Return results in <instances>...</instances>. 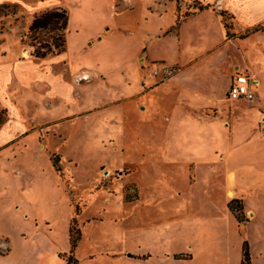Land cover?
<instances>
[{
	"label": "crops",
	"instance_id": "1",
	"mask_svg": "<svg viewBox=\"0 0 264 264\" xmlns=\"http://www.w3.org/2000/svg\"><path fill=\"white\" fill-rule=\"evenodd\" d=\"M161 1L164 2L160 4L165 5L169 1L175 7L169 25H160L156 29L145 26L144 34H139L140 23L122 21L142 6V0H73L72 13L67 10L70 16L68 29L75 13L84 19L83 28L90 32L89 35L81 40L79 38L78 50L73 56H68L67 50L74 36L69 30L66 51L42 59L63 60V73L67 77L64 74L45 79L57 90L56 94L64 96V100L72 91L82 100L89 85L82 86L80 80L91 77L93 81H102L100 78L105 77V69L94 65L110 63L111 59L126 65V68L139 65L141 61H166L179 67L169 82L153 89L146 88L152 80L138 68L133 74L131 68L126 72V122L123 126L133 127L135 123L128 124L127 116L131 118L140 109L142 114L149 116L140 125L156 130L163 141L158 144L160 148L155 149L156 153L144 156L138 163L142 195L135 204L137 207L133 215L126 218V223H112L111 218H108V223L92 221L91 232V226L84 228L77 257L81 264L82 258H88V264H241L243 244L247 241L252 264H264V135L259 129L263 115L259 103L264 101V59L255 60L250 55L249 61L243 55L245 47L258 40L264 42V33L229 39L220 15L210 10L188 18L174 32L172 28L178 17L176 0ZM221 1L222 8L225 5L235 14L239 34L261 23L264 25V0ZM13 4H21L26 13L35 15L56 8L66 9L68 0H0V6ZM161 9L167 13V7ZM162 16L163 13L160 14ZM104 48L111 49L112 57L94 59L92 53ZM162 48L169 51L165 52ZM229 50L234 56H229ZM236 51H240V56H236ZM216 52L219 55L210 56ZM5 55V52L0 53V64ZM249 65L250 73L260 80L261 87L259 90L254 87L255 99L251 105H246L242 102L248 101L230 100L227 94L233 75H241L240 69ZM69 68L71 70L67 73ZM132 76L136 77L135 86ZM21 78L26 82L24 75ZM28 78L27 75V81ZM34 79L40 80L38 77ZM7 96L1 93L4 101ZM218 101L224 105L219 107ZM256 101L258 104H255ZM212 107L218 109L219 119L208 117L207 111ZM102 108L98 105L95 109L90 107V112H82L79 116ZM17 136L1 144L0 152L8 148L5 144ZM110 137L118 139L115 133ZM172 140L184 146L183 153H174L180 152L179 147L172 151ZM165 167L168 169L165 170ZM150 168L157 169L155 183L167 182V178L176 175L177 168H182L187 186L171 192L174 203H163L158 192L148 187L145 179L142 180L141 171L147 173ZM150 174L154 176L152 172ZM210 177L214 187L221 188L223 202L204 201L201 206L192 203L193 190L200 185L202 178L207 181ZM230 192H233L232 197ZM229 198L242 200L248 221L240 223L237 220L228 208ZM214 206H218V210H214ZM82 219L86 220L87 216L83 215ZM4 244L7 243L0 242V246ZM85 245L91 248L87 254L82 253ZM109 252L124 256L113 258Z\"/></svg>",
	"mask_w": 264,
	"mask_h": 264
},
{
	"label": "rangeland",
	"instance_id": "2",
	"mask_svg": "<svg viewBox=\"0 0 264 264\" xmlns=\"http://www.w3.org/2000/svg\"><path fill=\"white\" fill-rule=\"evenodd\" d=\"M162 2L164 1L142 0V6L132 11L122 22L129 21L138 25L140 23L139 34H144L145 26L156 29L160 25H166L172 20L175 7L170 5L169 1L165 5L160 4ZM200 3L210 4L211 7L206 10L218 15L221 11H227L224 17L221 15L220 17L229 39L242 38L256 27L260 29L258 32L264 33V25L261 23L239 34L236 31L238 23L235 14L232 10L226 9L225 5L222 8L221 0L215 2L176 0V15L182 18L187 14L197 15L202 12L198 11ZM167 4L169 5L166 6ZM73 7V0H68L66 10L72 13ZM161 7H167V13H164ZM35 15L26 13L21 4L7 5L0 10V53H6L0 64V103L3 107L7 105L9 109L8 122L4 124L5 127L2 126L3 130L1 128L0 145L18 134L14 140L8 142L9 144H5L8 148L0 152V242L7 243L0 246V264H67L70 257V230L74 218L77 224L73 226V235L76 236L75 230L80 229V242L86 226H91L89 231H92L94 220L103 223L110 221L126 223V218L133 215L137 207L135 204H138L142 195L138 163L144 156L156 153L155 149L160 148L158 144L163 141L156 130L140 125L149 117L145 116V113L142 114L143 111L140 109L136 110L131 118L127 116V122L130 121L128 124L135 123L136 128L123 126L124 115L126 117V72L131 68L130 72L133 74L134 69L138 68L152 80L146 88L153 89L169 82L179 71L176 64L166 61L152 63L141 61L139 65L126 68V65L123 66L111 59L110 63L94 65L105 69L103 73L105 77L100 78L102 81L99 79L93 81L91 77L89 80H80L82 86L89 85L82 100L73 95V91L69 98L65 97L64 100V96L56 94L57 90L47 84L48 81L45 79L58 78L64 74L67 77L66 73H63L65 69L63 60L55 62L36 59L33 56L34 48L23 41ZM163 18L165 21H162ZM83 24L84 19L74 13L71 28L68 29V33L71 30L74 34L67 50L68 56H73L74 51L78 50V39L81 40L90 33L83 28ZM180 27L172 28V31H178ZM167 34L168 32L165 35ZM243 50L246 60L250 61L248 59L250 55L255 60L264 59V42L260 40ZM167 51L169 50L165 52ZM230 51L229 56H234L233 51ZM236 52V56H240V51ZM92 54L96 60L112 57L110 48L100 49ZM211 55L219 54L216 52ZM159 64L173 66L175 74L167 80L155 76L154 71ZM248 68H251L250 65L242 67L240 71L260 83ZM70 70L69 68L67 73ZM23 75L26 82L21 78ZM235 75L236 73L233 78ZM34 77L40 80L34 81ZM135 79L136 77L132 76L134 86ZM260 87L261 85L257 86V89ZM2 92L8 95L10 100L7 96V100L4 101L1 98ZM242 103L251 105V102ZM217 104L219 107L224 105L222 101H218ZM255 104H258V101ZM97 105L103 108L79 116L82 112H90V107L95 109ZM259 106L263 113L259 129L264 135V101H261ZM207 115L215 119L221 117L218 109L214 107L207 111ZM112 133H115L118 139L111 138ZM25 134L27 136H24ZM21 135L24 137L19 140ZM171 146L172 151L179 147L180 152L174 153L184 152V146L177 140H172ZM56 156L59 158L57 163L59 170L53 165ZM176 170V175L167 178V182L164 183H155L158 173L156 168H150L147 173L142 170L141 178L149 183L148 187L158 192L163 203H174L171 192L187 186L182 168ZM151 172L154 176H150ZM193 191L191 202L198 206L204 201L216 204L223 202L221 188L214 187L212 177L207 181L202 178L200 185ZM214 208L218 210V206ZM83 215L87 216L86 220L82 219ZM136 216L140 217V214L136 213ZM108 218L112 220L109 221ZM77 248L73 256L81 264L76 253ZM90 249L89 245H85L82 253L87 254ZM109 256L118 258L124 254L110 253ZM82 259L83 264H88V258Z\"/></svg>",
	"mask_w": 264,
	"mask_h": 264
},
{
	"label": "trees",
	"instance_id": "3",
	"mask_svg": "<svg viewBox=\"0 0 264 264\" xmlns=\"http://www.w3.org/2000/svg\"><path fill=\"white\" fill-rule=\"evenodd\" d=\"M5 6L7 5L0 6V10L2 9V7ZM210 7H211L210 4L207 5L201 4L200 7H198V11H204ZM225 13H227V11H221L220 15L224 17ZM194 14L195 13L187 14L184 18L178 17L176 26L174 28L176 29L179 28L183 21H185L191 15ZM69 20H70L69 13L66 9L63 8L47 10L43 13L35 15L32 23L28 28L26 37L23 41H25V43L28 46L34 48L33 56L36 59L42 60L47 57L61 55L66 51ZM258 31H260L259 27L253 28L248 33V35L256 33ZM248 35L246 34L242 36V38H246ZM7 118H8V109L3 107L0 103V130L2 126L7 122ZM58 162H59V158L56 156L53 162V165L56 168V170H59V168H57ZM228 208L230 209V211H232L235 214L237 220L240 223H244L248 221V218L245 215L244 204L242 200L239 199L231 200L228 203ZM75 224H77V220L74 218L72 220V225L74 226ZM73 226L70 230V257L67 264H79V261L76 258H74L73 254L76 248L78 247V243L81 240V231L80 229H76L75 230L76 236H74ZM176 257L180 258L181 256H176ZM241 264H252L250 248L247 241H245L243 244V259Z\"/></svg>",
	"mask_w": 264,
	"mask_h": 264
},
{
	"label": "built area",
	"instance_id": "4",
	"mask_svg": "<svg viewBox=\"0 0 264 264\" xmlns=\"http://www.w3.org/2000/svg\"><path fill=\"white\" fill-rule=\"evenodd\" d=\"M175 68L173 66H168L166 64L157 65L154 75L161 76L164 80L171 78L175 74ZM256 83L250 77L245 75H236L231 84L228 98L230 100L237 101H254V87H256Z\"/></svg>",
	"mask_w": 264,
	"mask_h": 264
},
{
	"label": "bare ground",
	"instance_id": "5",
	"mask_svg": "<svg viewBox=\"0 0 264 264\" xmlns=\"http://www.w3.org/2000/svg\"><path fill=\"white\" fill-rule=\"evenodd\" d=\"M257 86H259V83H256ZM109 175V174H108ZM229 196L232 197L233 196V192L229 193Z\"/></svg>",
	"mask_w": 264,
	"mask_h": 264
}]
</instances>
